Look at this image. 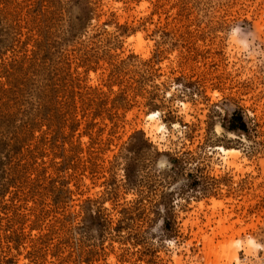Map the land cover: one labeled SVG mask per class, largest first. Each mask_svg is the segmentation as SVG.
Wrapping results in <instances>:
<instances>
[{
  "label": "rangeland",
  "instance_id": "obj_1",
  "mask_svg": "<svg viewBox=\"0 0 264 264\" xmlns=\"http://www.w3.org/2000/svg\"><path fill=\"white\" fill-rule=\"evenodd\" d=\"M212 262L264 264V0H0V264Z\"/></svg>",
  "mask_w": 264,
  "mask_h": 264
},
{
  "label": "bare ground",
  "instance_id": "obj_2",
  "mask_svg": "<svg viewBox=\"0 0 264 264\" xmlns=\"http://www.w3.org/2000/svg\"><path fill=\"white\" fill-rule=\"evenodd\" d=\"M138 42L139 43H141L140 42V38L138 39ZM158 113H151V114H149L147 117H146V120L147 121H149L150 122V124L146 127L147 128V130H149L150 131V133L151 134H154V133H160L161 135H163V133H164V130H165V127H164V125H163V123L159 120V118H158ZM146 130V129H145ZM163 137V136H162ZM219 150H220V152L224 155V156H229L230 155V158H232V159H235L236 158V154L235 153H233L232 152V150L231 151H229V150H225V149H221V148H218ZM238 152V151H237ZM226 159V158H225ZM233 164V163H232ZM220 216V215H219ZM224 216V215H223ZM229 216V215H228ZM225 219V218H224ZM227 220V219H226ZM222 222H225V221H223V219H222ZM221 223V222H220ZM238 222H236V224H237ZM223 230V229H222ZM221 231V230H220ZM224 231V230H223ZM227 231H233V229L230 227H227V229L225 230V232L224 233H227ZM234 232V231H233ZM229 233V232H228ZM231 233V232H230ZM234 234H235V232H234ZM236 234H238L237 232H236ZM221 235V234H220ZM208 244V243H207ZM210 245H211V242H210ZM212 246V245H211ZM208 247H210V246H208ZM211 248V247H210ZM209 248V249H210ZM213 250V249H212ZM211 250V251H212ZM213 251H215V250H213ZM211 252V253H213L214 254V257H216L215 259H219V260H221L220 259V257L221 258H223V257H226V259H229L230 257L231 258H234L235 257V259L237 258V255L234 253V254H231V251L228 249V248H226V247H220V251H221V253L220 254H218V253H216V252ZM217 251H219V249L217 250ZM229 251H230V254H229ZM222 254V255H221ZM211 255V254H210ZM218 256V257H217ZM228 257V258H227ZM213 263V262H212ZM214 264V263H213Z\"/></svg>",
  "mask_w": 264,
  "mask_h": 264
}]
</instances>
